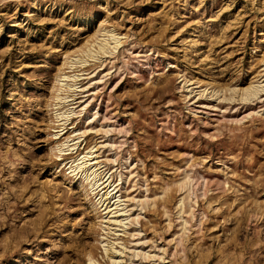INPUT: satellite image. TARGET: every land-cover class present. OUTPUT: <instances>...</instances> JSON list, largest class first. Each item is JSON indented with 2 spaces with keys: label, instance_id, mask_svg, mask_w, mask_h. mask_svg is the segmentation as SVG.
Here are the masks:
<instances>
[{
  "label": "rangeland",
  "instance_id": "374dc122",
  "mask_svg": "<svg viewBox=\"0 0 264 264\" xmlns=\"http://www.w3.org/2000/svg\"><path fill=\"white\" fill-rule=\"evenodd\" d=\"M0 264H264V0H0Z\"/></svg>",
  "mask_w": 264,
  "mask_h": 264
},
{
  "label": "bare ground",
  "instance_id": "6f19581e",
  "mask_svg": "<svg viewBox=\"0 0 264 264\" xmlns=\"http://www.w3.org/2000/svg\"><path fill=\"white\" fill-rule=\"evenodd\" d=\"M72 150V149H71ZM61 153V152H60ZM67 154V153H66ZM116 201L114 200L113 204L115 203Z\"/></svg>",
  "mask_w": 264,
  "mask_h": 264
}]
</instances>
